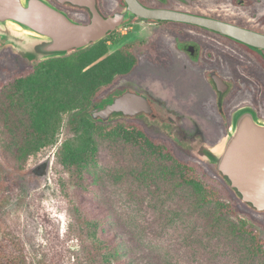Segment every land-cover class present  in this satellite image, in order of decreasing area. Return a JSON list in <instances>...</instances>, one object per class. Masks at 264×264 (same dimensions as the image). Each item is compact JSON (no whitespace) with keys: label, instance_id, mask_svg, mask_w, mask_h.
Listing matches in <instances>:
<instances>
[{"label":"rangeland","instance_id":"1","mask_svg":"<svg viewBox=\"0 0 264 264\" xmlns=\"http://www.w3.org/2000/svg\"><path fill=\"white\" fill-rule=\"evenodd\" d=\"M126 22L104 38L107 53L88 68L127 45L134 49L157 28L151 22ZM137 58V65L118 76V84L99 103L137 86L152 93L149 62ZM36 62L11 45L0 48V68L12 71L0 90V149L11 165L30 166L37 175L21 204L26 234L42 240V225L29 217L32 192L38 191L46 216L62 232L76 235L72 249L84 252L85 244L100 243L101 264L120 259L121 264H264V244L257 248L264 240V215L258 213L264 212L242 204L213 170L216 167L192 151L194 134L208 127L182 126L177 131L141 117L138 121L148 132L140 133L138 140L126 139L119 128L105 135L92 131L90 143L83 144L69 124L77 110L71 100L79 101L76 88L62 72V83L69 85L55 89L46 85L50 72H34ZM21 76L27 81H16ZM148 133L172 139L175 155L156 149ZM180 159L203 161L210 179L184 181ZM205 184L218 188L220 200L205 199ZM222 203L234 204L239 214L222 209ZM244 221L254 222L258 238L242 231ZM86 264H91L88 258Z\"/></svg>","mask_w":264,"mask_h":264},{"label":"flooded vegetation","instance_id":"2","mask_svg":"<svg viewBox=\"0 0 264 264\" xmlns=\"http://www.w3.org/2000/svg\"><path fill=\"white\" fill-rule=\"evenodd\" d=\"M49 1L79 22L91 19L88 8ZM139 1L151 8L220 20L264 35V0ZM97 5L108 15L125 7L126 3L124 0H97ZM136 21L151 22L157 27L152 35L139 40L141 42L131 49L133 56L135 52V66L137 57L147 58L150 65L147 73L154 90L149 93L137 86L116 95L129 90L145 94L152 112L135 116L115 113L110 120L120 115L142 125L138 120L146 117L177 131L182 126L208 127L194 134L196 138L191 147L196 157L202 146L221 140L239 108L251 107L264 120V48L190 22L154 21L131 14L126 23ZM114 96L100 104L111 101Z\"/></svg>","mask_w":264,"mask_h":264},{"label":"water","instance_id":"3","mask_svg":"<svg viewBox=\"0 0 264 264\" xmlns=\"http://www.w3.org/2000/svg\"><path fill=\"white\" fill-rule=\"evenodd\" d=\"M88 8L91 19L79 22L49 0H0V38L29 61L62 57L83 50L106 38L130 19L131 14L154 21H181L204 26L250 45L264 48V35L220 20L165 8H151L139 0H124L126 6L104 15L97 0H58ZM151 113L145 94L126 91L89 110L94 119L108 121L113 114L135 116ZM199 156L213 164L242 202L264 212V120L251 107L239 108L227 134L214 145L202 146Z\"/></svg>","mask_w":264,"mask_h":264},{"label":"trees","instance_id":"4","mask_svg":"<svg viewBox=\"0 0 264 264\" xmlns=\"http://www.w3.org/2000/svg\"><path fill=\"white\" fill-rule=\"evenodd\" d=\"M133 46L130 44L119 49L111 57L99 61L90 68H88L90 64L107 53L106 39L86 49L72 50L65 56L35 63L34 72L44 69L50 72L52 79L45 82L46 85L53 89L69 85V81L66 84L62 83L65 80L61 78L60 72H62L70 79L71 86L76 88L79 101L71 100L72 107L77 110L71 114L69 124L81 143H90L92 131L105 135L115 133L120 128L129 140H138L142 138L138 137L140 133L148 132L145 126L130 120L117 119L104 122L94 120L89 114L92 105L100 102L118 84V76L128 73L135 67L136 58L131 50ZM58 71L61 75L58 73V80H56ZM11 73L12 71L7 67L0 68V90L10 78ZM16 81L26 82L27 77L21 76ZM148 134L150 136V133ZM150 137L156 149L175 155L176 145L172 139L159 135ZM180 160L185 170L184 181L205 182L210 179L205 167L201 165V163L204 164L203 161ZM213 170L227 181L228 190L235 192L241 199L237 191L231 188L228 179L215 168ZM36 177L35 169L30 166L11 165L0 149V264H86L87 258L91 264H101L103 249L100 243L92 241L91 244H85L84 252L72 249L70 242L76 238V235L71 231L62 232L60 227L58 228L56 223L46 216L38 191L32 192L29 217L42 225L43 231L39 234L42 240L38 241L35 235L25 233L26 227L20 214L21 204L25 203L26 193ZM205 186L207 191L205 199L220 200L218 188L214 189V185L210 184ZM14 202H17L15 210L11 209ZM242 204L245 203L242 202ZM250 208L255 211L251 205ZM222 209L239 214L236 206L231 203H222ZM258 214L264 215V213ZM253 225L254 222L244 221L242 231L252 232L258 238L259 231ZM79 238L82 239L81 235ZM263 244L264 240H259L257 248H261ZM121 261V259L118 260L116 264H121Z\"/></svg>","mask_w":264,"mask_h":264}]
</instances>
